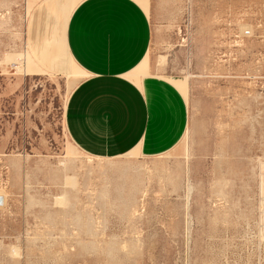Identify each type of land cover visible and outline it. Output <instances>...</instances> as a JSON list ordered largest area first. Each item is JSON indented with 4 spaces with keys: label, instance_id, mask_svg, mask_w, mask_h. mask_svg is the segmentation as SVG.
<instances>
[{
    "label": "rangeland",
    "instance_id": "rangeland-1",
    "mask_svg": "<svg viewBox=\"0 0 264 264\" xmlns=\"http://www.w3.org/2000/svg\"><path fill=\"white\" fill-rule=\"evenodd\" d=\"M82 1L0 0V264H264V0H146L145 65L76 94L106 74L39 47L111 48Z\"/></svg>",
    "mask_w": 264,
    "mask_h": 264
},
{
    "label": "crops",
    "instance_id": "crops-1",
    "mask_svg": "<svg viewBox=\"0 0 264 264\" xmlns=\"http://www.w3.org/2000/svg\"><path fill=\"white\" fill-rule=\"evenodd\" d=\"M50 6L52 8H62L63 7H72V12L74 11L78 0H49ZM82 0H80L81 2ZM86 0L82 1L81 7L77 11V13L85 14L93 7V5L98 2H104L108 0ZM111 3L117 4L116 8L113 9V12H110L111 19L108 20L107 27L109 30L108 34V42L107 45L111 47L107 52H83V47L85 45L86 36L85 34L80 33L82 27L85 24V21L82 17H75L74 24L72 26V34L67 35V31H63V27L60 26L59 31H55L54 35L56 36V40L58 41V45H51L49 39L53 37L50 35L48 38L45 36L44 43L41 47H39L42 55L47 53L48 61L53 62L57 60L61 55V46L64 43L70 41L72 44H76V56L79 60L84 63L88 70L96 73H105L106 75H102L96 78H89L79 86L76 90V94L79 92H83V94H87L86 92L93 89L94 87H111V91L113 87L126 88L128 87V74L131 70L138 66V68L145 65L147 58H145L147 54L148 47V38H149V28H148V16L146 14L141 13L142 11H146L147 9V1H135V0H109ZM79 2V3H80ZM85 2V3H84ZM118 6L121 9H118ZM140 9V10H139ZM135 11V14L132 18L131 12ZM72 12L68 15H71ZM143 14V15H142ZM48 15V14H47ZM69 17V16H68ZM63 23V22H62ZM62 25V24H61ZM67 26V25H66ZM135 33V35H133ZM81 34V35H80ZM103 38V37H102ZM107 39L106 35L104 36ZM81 40V41H79ZM57 43V42H56ZM88 44H92L88 42ZM106 44V43H105ZM92 46V45H90ZM92 48V47H91ZM103 51V50H101ZM67 54V53H66ZM68 55V54H67ZM63 56V55H62ZM46 57L43 56L44 61ZM144 59V60H142ZM71 62L74 61L70 58ZM142 60V61H141ZM47 61V62H48ZM57 66L61 65L60 62L56 64ZM74 65L79 68L76 63ZM60 67V66H59ZM79 70H82L79 68ZM182 88L183 86L180 85ZM185 92V90H183ZM127 97L125 92L121 90L120 97L113 99L111 98V118L112 120L120 118L121 112L126 113V111L121 110L122 105L125 106L127 104ZM74 100V99H73ZM116 104L119 105V110H117ZM129 116V114H128ZM112 124V123H111ZM111 133H113L111 131ZM114 138L111 137V150H121L125 149L131 145L132 139L128 138H120L117 140L118 144L114 146Z\"/></svg>",
    "mask_w": 264,
    "mask_h": 264
},
{
    "label": "bare ground",
    "instance_id": "bare-ground-1",
    "mask_svg": "<svg viewBox=\"0 0 264 264\" xmlns=\"http://www.w3.org/2000/svg\"><path fill=\"white\" fill-rule=\"evenodd\" d=\"M263 234H264V232H263Z\"/></svg>",
    "mask_w": 264,
    "mask_h": 264
}]
</instances>
